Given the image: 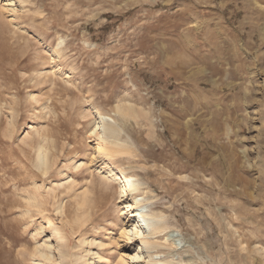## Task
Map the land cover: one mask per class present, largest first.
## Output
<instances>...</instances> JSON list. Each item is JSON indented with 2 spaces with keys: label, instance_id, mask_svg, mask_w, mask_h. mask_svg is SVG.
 I'll return each instance as SVG.
<instances>
[{
  "label": "rangeland",
  "instance_id": "1",
  "mask_svg": "<svg viewBox=\"0 0 264 264\" xmlns=\"http://www.w3.org/2000/svg\"><path fill=\"white\" fill-rule=\"evenodd\" d=\"M10 1L0 264H133L118 177L175 243L153 259L264 264V0ZM96 111L125 153L99 154Z\"/></svg>",
  "mask_w": 264,
  "mask_h": 264
},
{
  "label": "bare ground",
  "instance_id": "2",
  "mask_svg": "<svg viewBox=\"0 0 264 264\" xmlns=\"http://www.w3.org/2000/svg\"><path fill=\"white\" fill-rule=\"evenodd\" d=\"M4 2L10 3L11 1L4 0ZM117 111L122 113L123 109L118 107ZM95 115L97 116V118L94 122L93 130L90 133L94 136V138L103 142L104 146L105 144L111 146H106L107 148H99L98 146L97 149L99 154L104 151L108 152L109 154L111 153L115 155L125 153V147L120 144L123 142L119 143L118 139L120 132H118V130L115 128L114 123H108L106 121L107 117L101 115L97 111L95 112ZM108 140H112L111 144H109L110 142H108ZM37 162L39 165L38 168L40 167L43 171H47L46 169H48V153L43 146L38 149ZM103 165L105 169L108 170L112 175H116L118 173L122 174L119 169L115 168L107 160H104ZM116 180L119 182L117 193L119 197L123 199V201H125V206L122 210L127 213L126 219L130 223V225L126 229H124L122 236H124L128 241L135 239L137 242H139V250L128 256L130 258V261L133 264L140 260H143L144 264H170L164 261H160L156 258L153 259L152 254L150 253V250L154 249L155 247H168L170 245L174 247L175 245L174 242L170 243V239L168 236L163 239V243L158 244L157 241H154L156 240L157 235L167 231L164 223L160 222L162 218L160 216L152 214L151 218L157 220V223L153 222L154 225L149 226L151 224H149V220L147 219L148 216L145 214V207L144 205H140V202L134 196V193L139 191V187L131 185L129 180H125L122 177H118ZM98 246L100 247L101 244H98ZM91 255H93L91 260L86 261L84 264H96L95 260L97 262L99 261L100 257L98 253H91ZM41 257L49 259L48 255L43 253L41 254Z\"/></svg>",
  "mask_w": 264,
  "mask_h": 264
}]
</instances>
